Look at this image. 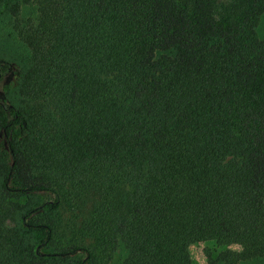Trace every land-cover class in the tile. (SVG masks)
<instances>
[{
    "label": "trees",
    "instance_id": "trees-1",
    "mask_svg": "<svg viewBox=\"0 0 264 264\" xmlns=\"http://www.w3.org/2000/svg\"><path fill=\"white\" fill-rule=\"evenodd\" d=\"M1 14L29 60L0 58V264L264 259V0Z\"/></svg>",
    "mask_w": 264,
    "mask_h": 264
},
{
    "label": "rangeland",
    "instance_id": "rangeland-1",
    "mask_svg": "<svg viewBox=\"0 0 264 264\" xmlns=\"http://www.w3.org/2000/svg\"><path fill=\"white\" fill-rule=\"evenodd\" d=\"M228 0H220V4ZM22 16L25 19L36 18L37 9L34 5L24 3ZM258 34L260 38H264V14L258 25ZM0 58L12 61L17 64L25 65L29 60V50L25 43L20 39L17 31L14 28L13 20L8 14L0 15ZM7 84V83H6ZM7 90L10 100L16 104L20 103V96L16 86H4L0 84V90ZM207 245L203 242L191 245V254L197 264H207L208 257L206 255ZM233 249H240L238 245H231ZM127 256V250L123 244L119 246L114 254L110 264H122ZM223 264V263H220ZM238 264H264L263 258L241 261Z\"/></svg>",
    "mask_w": 264,
    "mask_h": 264
}]
</instances>
